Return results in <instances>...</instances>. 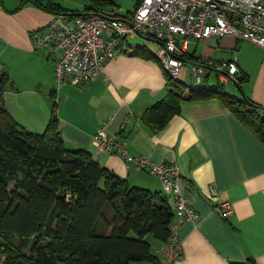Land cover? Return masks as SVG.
Segmentation results:
<instances>
[{"label":"crops","instance_id":"0c3cea01","mask_svg":"<svg viewBox=\"0 0 264 264\" xmlns=\"http://www.w3.org/2000/svg\"><path fill=\"white\" fill-rule=\"evenodd\" d=\"M96 10L115 12L105 5ZM50 16V11L30 1L0 0V72H7L0 97L15 120L28 130L40 132L54 107L67 149L86 150L130 185L151 191H162L159 178L116 153L97 152L92 143L95 130L103 127L122 136L131 154L146 155L155 163L176 162L182 191L198 217L180 224V256L172 264H264V143L260 138L215 97L183 98L179 112L162 129L151 131L140 117L164 97L167 77L157 60L132 54L133 47L104 63L105 79L74 84L64 76L57 85L56 55L35 48L30 38V32L46 25ZM139 45L148 48L144 43ZM185 56L190 62L236 57L235 77L246 79L239 84L235 81V85L264 106L262 46L231 35L191 39ZM188 68L187 63L185 82ZM211 76L227 81L213 71L207 74V82ZM187 94L188 89L184 96ZM167 196L174 205L173 198ZM222 201L232 206L227 217L217 207ZM149 241L152 254L160 258L162 242L154 238ZM128 264L156 263L138 260Z\"/></svg>","mask_w":264,"mask_h":264},{"label":"trees","instance_id":"16d2710c","mask_svg":"<svg viewBox=\"0 0 264 264\" xmlns=\"http://www.w3.org/2000/svg\"><path fill=\"white\" fill-rule=\"evenodd\" d=\"M23 1L51 14H82L111 2L86 0L84 10L78 11L53 0ZM131 53L156 60L145 45L134 46ZM6 74L0 72V94ZM166 77V94L140 117L151 131L162 129L179 112L183 98L215 97L264 143L263 105L242 91L240 96L227 92L219 79L208 83L205 78L192 87ZM245 79L238 77L236 83ZM0 103V264L157 263L159 258L152 254L148 237L162 245L167 241L175 215L168 196L130 185L86 150L67 149L54 107L45 128L36 132L19 124L1 97Z\"/></svg>","mask_w":264,"mask_h":264},{"label":"built area","instance_id":"2783aa9c","mask_svg":"<svg viewBox=\"0 0 264 264\" xmlns=\"http://www.w3.org/2000/svg\"><path fill=\"white\" fill-rule=\"evenodd\" d=\"M135 35L151 36L158 41L154 56L172 79L185 82L187 63L192 87L201 84L213 71L236 79V57L190 62L185 56L188 42L231 35L264 48V0H138L133 10L123 15L101 10L82 14L55 12L46 25L30 32L35 48L56 55L57 85L64 76L74 84H87L98 77L105 79L104 63L132 48L126 41ZM54 100L58 98L55 96ZM127 122L128 119L122 127ZM92 143L97 152L116 153L126 162L157 176L162 192L173 198L174 220L166 243L159 248L160 258L156 263L172 264L180 256V224L198 217L182 191L179 165L174 161L155 163L146 155L131 154L125 138L110 134L103 127L92 134ZM211 192L216 193L214 186ZM217 207L223 217L232 212L228 201L218 203Z\"/></svg>","mask_w":264,"mask_h":264},{"label":"rangeland","instance_id":"374dc122","mask_svg":"<svg viewBox=\"0 0 264 264\" xmlns=\"http://www.w3.org/2000/svg\"><path fill=\"white\" fill-rule=\"evenodd\" d=\"M58 1L63 7L70 8L78 11L84 10V4L82 2H85L84 0H55ZM111 2L107 1L104 2L105 8L111 9L117 13L125 14L128 11H132L134 8V4L136 0H110ZM127 43L131 45V47L137 46L139 44H146L149 49H151L153 52L157 50V43L155 40H153L150 36H142V35H135L133 37H127ZM130 47V46H129ZM216 76H211L208 80V83L215 82L217 79ZM221 81V80H220ZM190 82V77L187 76L186 83L188 84ZM223 82V81H221ZM224 83L225 90L237 95L238 93L241 94L239 88L237 85H235L234 81L230 78H227L226 82ZM151 236L148 237L150 239Z\"/></svg>","mask_w":264,"mask_h":264},{"label":"water","instance_id":"95a60500","mask_svg":"<svg viewBox=\"0 0 264 264\" xmlns=\"http://www.w3.org/2000/svg\"><path fill=\"white\" fill-rule=\"evenodd\" d=\"M234 82L236 81L235 79H232ZM0 88H1V86H0ZM0 106H1V103H0Z\"/></svg>","mask_w":264,"mask_h":264}]
</instances>
